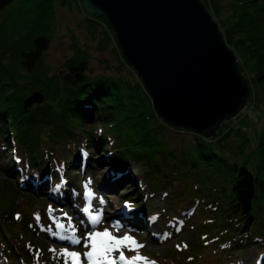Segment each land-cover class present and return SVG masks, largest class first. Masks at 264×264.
I'll list each match as a JSON object with an SVG mask.
<instances>
[{"label": "trees", "instance_id": "16d2710c", "mask_svg": "<svg viewBox=\"0 0 264 264\" xmlns=\"http://www.w3.org/2000/svg\"><path fill=\"white\" fill-rule=\"evenodd\" d=\"M55 1L0 0V9L15 8V13L0 24L2 29L10 31L0 39L13 53L9 56L13 62H2L0 56V79L4 81L0 92V142L4 141L11 152L5 173L10 177L15 175L18 187L36 196L48 186L47 179L50 185L62 181L64 188L67 185L75 193L78 186L69 176L71 170L78 166L84 171L95 172L99 164L106 162L112 173L120 174L121 184L133 185L127 192L139 194V205L147 208L146 193L150 190L147 178L153 177L162 164L156 158L157 151L151 138L153 128L147 125L149 116H142L145 111L137 102H124L126 96H136L120 92L125 84L130 85L127 80L94 67L87 49H80L66 59V73L62 79L52 71L46 76H36L37 89L43 92L44 101L25 106V100L30 96L29 85L33 83H20L17 68L22 66L31 70L36 67L43 52L51 46L49 31ZM203 1L218 20L230 48L237 55L244 54L256 62L255 82L264 83V0ZM223 1L227 4H222ZM102 18L111 34L115 32L109 20L105 16ZM118 47L122 52L119 44ZM123 56V61L138 76L134 86L146 92L137 70ZM4 86L9 88L4 89ZM96 122L103 124L90 127ZM225 124L227 122L221 127ZM231 130L227 124L220 133L223 135L210 141L195 134L192 141L196 151L184 155L182 161L196 166L198 173L209 172V177L213 175L212 182L217 180L216 187L212 188L215 196L207 203H214L213 208L217 206L221 214V223L217 224L221 239L230 234L233 238L232 242L223 240L219 245L223 250L235 251L233 256L227 257L225 264H264V124L253 146L257 161L253 165L249 158L240 162L218 150L217 141ZM169 152L179 156L175 149ZM193 157L197 159L192 160ZM209 159L212 160L209 162ZM139 163L146 166L143 172L135 168ZM82 177L81 171L80 179ZM129 195L127 200L136 201ZM198 203V200L194 202ZM260 214L261 221L258 219ZM26 220L28 217L25 216L23 221ZM19 249L26 247L16 244L0 222V264L4 263L2 257L10 264L9 259L17 256ZM20 264L31 263L22 260Z\"/></svg>", "mask_w": 264, "mask_h": 264}, {"label": "rangeland", "instance_id": "374dc122", "mask_svg": "<svg viewBox=\"0 0 264 264\" xmlns=\"http://www.w3.org/2000/svg\"><path fill=\"white\" fill-rule=\"evenodd\" d=\"M62 1H55V14L49 31L51 46L43 52L36 67L26 70L18 66V81L33 83L28 88L30 95L41 92L37 89L39 83L35 81L37 75L46 76L52 71V74H58L62 79L66 73V59L80 49H87L90 63L94 67H101L112 75H120L129 82L130 85L125 84L120 92L123 95L135 94L133 97L126 96L124 102H137L145 111L142 116H149L147 125L153 128L151 138L157 151L156 158L162 166L153 177L147 178L150 183V190L147 189L146 193L147 208L139 205V194L131 195V192H127L133 185L121 184L123 179L120 174L112 173L110 164L106 162L99 164L95 172L74 167L69 176L74 178L78 186L75 193L67 185L64 188L59 180L56 191L51 192L46 187L36 193V196L24 188L20 189L15 175H6L5 169L11 152H8L9 147L4 141L0 142V222L9 235L14 237L16 244L26 247L19 249L17 256L8 262L20 264L23 260L31 264H72V258L66 257L62 251L67 248L70 252L81 254V264H89L84 255L90 250L88 232H102L107 229L114 236H131L142 245L137 248L126 242L112 253L116 264H225L227 257L233 256L235 251L229 248L223 250L219 245L223 240L232 242L233 238L230 234L221 239L220 227L217 226L221 223V214L217 206L213 208L214 203H207L212 202L215 196L216 192L213 193L212 188L216 187L217 180L212 182L213 175L209 177V172L198 173L196 166L182 161L184 155L196 151L192 138L195 134H200L183 128H173L158 116L149 95L134 86L138 76L123 61L116 34L113 31L111 34L102 17L88 14L80 0H68L67 3ZM222 4L227 2L223 1ZM14 9L12 6L0 9V24L15 13ZM2 27L0 25V36L10 33ZM12 54V50L0 39L2 62L11 60L9 56ZM237 56L243 73L249 80L252 101L248 100L247 106L235 119L226 121L228 128L232 130L225 138L219 139L217 145L223 154H228L240 162L249 158L250 165H253L257 162L253 146L264 124V83L255 82L253 77L257 68L256 62L244 54ZM2 82L4 81L0 79V92L3 90ZM25 91L27 89L24 90V96ZM96 124L102 125L103 122L93 123L90 127ZM227 124L219 128L216 137H204V140L221 137L223 134L220 133L223 128H227ZM58 149L61 152V147ZM171 149H175L179 156L171 154ZM196 159L193 157L192 160ZM135 168L143 172L146 166L139 163ZM81 171L83 177L80 179ZM128 194V197H135L136 201L127 200ZM196 200L200 203L194 204ZM85 208L89 211L85 212ZM97 213L100 214V222L92 224V216ZM25 216L28 217L27 222L23 221ZM258 219L261 221V214ZM61 224L64 227H58ZM61 237H74L80 239L81 243L72 244L70 239L62 240ZM120 251L124 252L125 261L119 260ZM136 256L144 259L133 260ZM2 258V264H7L6 258Z\"/></svg>", "mask_w": 264, "mask_h": 264}, {"label": "water", "instance_id": "95a60500", "mask_svg": "<svg viewBox=\"0 0 264 264\" xmlns=\"http://www.w3.org/2000/svg\"><path fill=\"white\" fill-rule=\"evenodd\" d=\"M105 16L127 62L168 125L217 136L251 97L248 78L203 0H81ZM34 92L25 106L42 103Z\"/></svg>", "mask_w": 264, "mask_h": 264}, {"label": "snow or ice", "instance_id": "6c2138e0", "mask_svg": "<svg viewBox=\"0 0 264 264\" xmlns=\"http://www.w3.org/2000/svg\"><path fill=\"white\" fill-rule=\"evenodd\" d=\"M91 195V193H89ZM85 212H88L89 209L85 208ZM91 215V213H89ZM18 218V217H17ZM100 222V214L92 216L91 223L98 224ZM58 227H64V225H58ZM75 231V230H73ZM62 240L70 239L72 244H80L81 240L74 237H61ZM88 242L90 244V250L87 251L84 255L87 257L89 264H116V259L112 256V253L117 249H120L122 245L126 242L135 247L139 248L142 245L138 244L133 237L125 235L123 237L114 236L107 229L104 231H90L88 232ZM87 246V245H86ZM66 257L72 258V264H81L80 262V253L79 252H70L67 248L62 250ZM143 257L136 256L133 257V260H141ZM119 260L125 261L126 257L123 251H120ZM67 264V262H66ZM130 264V262H129Z\"/></svg>", "mask_w": 264, "mask_h": 264}, {"label": "bare ground", "instance_id": "6f19581e", "mask_svg": "<svg viewBox=\"0 0 264 264\" xmlns=\"http://www.w3.org/2000/svg\"><path fill=\"white\" fill-rule=\"evenodd\" d=\"M47 182H48V186L47 188H49V190L51 189V192H54L56 191V187L57 185L59 184V182L57 183H51V185L49 184V179H47ZM46 188V187H45ZM58 189V188H57ZM59 190V189H58Z\"/></svg>", "mask_w": 264, "mask_h": 264}, {"label": "clouds", "instance_id": "9594fccd", "mask_svg": "<svg viewBox=\"0 0 264 264\" xmlns=\"http://www.w3.org/2000/svg\"><path fill=\"white\" fill-rule=\"evenodd\" d=\"M81 1V0H80ZM249 102V101H248ZM248 102H247V104H248ZM244 110V109H243Z\"/></svg>", "mask_w": 264, "mask_h": 264}]
</instances>
